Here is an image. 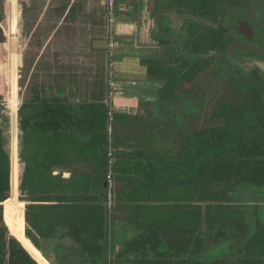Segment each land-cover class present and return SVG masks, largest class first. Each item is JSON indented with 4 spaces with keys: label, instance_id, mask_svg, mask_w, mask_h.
<instances>
[{
    "label": "trees",
    "instance_id": "obj_1",
    "mask_svg": "<svg viewBox=\"0 0 264 264\" xmlns=\"http://www.w3.org/2000/svg\"><path fill=\"white\" fill-rule=\"evenodd\" d=\"M19 1L0 0V15L6 9L20 15ZM29 1L26 0L25 10ZM183 9H189L187 0L157 1L156 12L165 21L157 38V57L151 67L148 66V71L157 75L158 80L164 81L159 98L164 114L156 119L150 117L138 121L140 125L137 120L128 118L129 129L123 131H154V128L161 133L187 131L176 136L183 148L175 158L186 165L188 176L182 192L186 188L188 194H193L197 190L198 180L201 179L208 186L213 177L223 181V190H228L230 176L234 177L237 186L244 181H255L256 185H260L258 177L264 170L263 163L252 166V178L248 177L245 164L247 166L250 155L264 160V148L260 147L264 142L257 140L264 133V107H261L264 105V94L259 88L251 89L250 94L243 93L230 106L222 97V105H218L207 124H203L204 121L199 124L194 120L200 106L196 102L194 82L203 72L199 67L206 61L197 54L199 47L194 39L195 34L188 33L189 26L173 30L168 17L164 16L166 12ZM215 36L218 42H226L223 34L215 33ZM145 63L148 65V62ZM220 63L216 64L215 71L218 79L225 84L236 81L229 66ZM17 78L16 70V82L11 92L14 99L6 103L5 107L0 92V194L9 191L11 184L16 182L15 193L19 192L20 187L21 193L34 203L26 207V235L43 257L50 264H116L115 259L130 255L138 242L150 243L152 254L154 249L164 245V237L158 231L166 223L164 219L156 220L155 232L139 229L141 238L131 239L128 246L119 252L114 244L109 243L115 215H111L105 205L104 183L109 149L105 137L106 106L68 103L73 89L46 88L44 83L35 78L29 80L22 98L18 94L20 86L17 85ZM73 93L77 94L76 91ZM179 104L187 107L185 119L174 113ZM112 116L111 128L114 131L116 125L120 126L119 117ZM253 136L258 138L252 139ZM262 138L264 140V136ZM221 160H227L228 163L223 161L220 164ZM77 161L92 162L99 171L98 178L90 184V196L86 195L89 190L86 176L85 179L69 181L63 187L60 177L53 176L54 166L66 168ZM178 164V161L174 164L165 162V168L157 167L156 173H163L168 168L172 170L171 179H176L174 171L179 168ZM57 190L65 195L53 197L52 194ZM53 200L58 203L53 205ZM8 207L16 214L24 215L25 203L18 198L15 201L10 199ZM133 227L137 228L136 223ZM11 236L5 228L0 229V264H38L37 257L33 259L32 251L38 254L39 250L28 243L31 241L16 239L18 243Z\"/></svg>",
    "mask_w": 264,
    "mask_h": 264
},
{
    "label": "crops",
    "instance_id": "obj_2",
    "mask_svg": "<svg viewBox=\"0 0 264 264\" xmlns=\"http://www.w3.org/2000/svg\"><path fill=\"white\" fill-rule=\"evenodd\" d=\"M157 1L117 0L114 17L111 19L106 0H53L52 2L58 6L53 7L52 17L47 20L49 23H45L41 17L30 26L24 14L22 15V10L18 8L21 19L18 44L24 39L22 26L27 30V32L24 30L25 35L29 32L32 34L25 36V39H32L35 36L36 41V59L32 61V66H26L27 71L32 73L29 78L44 83L46 88L73 89L72 91H76L77 94L71 91L68 103L104 104L107 112L110 110L119 117L120 126L116 125L114 131H111L113 136L106 131L105 137L109 145L108 152L113 151L115 162L112 170L114 204L110 213L115 215L116 235L120 234L123 238L128 232L133 231L137 216L141 217V222L149 226L156 222L154 216L169 212L172 206L180 209L182 203L173 198L180 197L184 191L186 192V188L183 192L181 189L188 179L186 165L182 164V160L175 158L183 148L181 140L176 136L187 131L161 133L155 131V128L154 131H123L129 129L128 118L138 122L148 120L150 117L155 118L160 111L164 112L159 102L164 81L158 80L157 75L148 71V66L151 67L159 50L157 32L160 24H163L156 12ZM263 15L264 10L257 12L259 18H264ZM6 23L8 25V18ZM63 39L71 41L66 47L73 49L76 47L79 51V53L75 51L78 61L76 57L69 61V57L66 58L68 60L66 63L61 62L60 57L64 54L62 50L64 42H61ZM48 44H52L50 59L44 55ZM20 49L19 47L18 51ZM49 60L51 64H48ZM145 62H148V65ZM20 64L25 68L24 58L20 59ZM157 137H163L164 140ZM165 151L173 153L170 159L164 154ZM177 161L179 168L174 171L176 179H171L172 170L168 168L163 173H156L157 167L165 168V162L174 164ZM90 163L92 162L77 161L66 168L54 166L52 173L53 176L60 177L61 187L69 184V181L86 176L89 179V190L86 195L90 196V184L98 178V169L95 167L98 171L95 176L89 175L86 170L81 175L73 176L74 169L85 168L84 165ZM155 180L160 182L159 186ZM164 180L170 185L164 186ZM172 185L174 187L170 188ZM104 188L106 193V178ZM177 191L179 193L172 196V193ZM61 195L65 194H61L60 190L52 194L53 197ZM131 198H138L139 204L142 205L141 210L130 207ZM23 202L26 207L34 205L28 201L27 196ZM57 203L53 200L52 204ZM20 217L26 226L24 215ZM37 259L38 264H50L40 251Z\"/></svg>",
    "mask_w": 264,
    "mask_h": 264
},
{
    "label": "flooded vegetation",
    "instance_id": "obj_3",
    "mask_svg": "<svg viewBox=\"0 0 264 264\" xmlns=\"http://www.w3.org/2000/svg\"><path fill=\"white\" fill-rule=\"evenodd\" d=\"M203 3L204 7L201 5L198 9L189 8L180 11L201 16L203 19L217 23L219 27H209L192 20H186L177 29L181 27L186 28V25L189 26L188 33L195 34L194 39H196L198 47L203 51V53L197 51V54L203 61H206L205 64L207 63V67L211 68V59H214L215 68L216 64H221L220 62H224L225 65L229 66L230 73L237 80L226 83L227 85L224 86L225 89H232L238 96L241 93L250 94L252 90L249 91L247 89V85L250 82L256 90L259 88L264 94V73L256 69H249L247 72H243L234 63L235 60L257 59L264 61V50H261L256 44V42L261 40L260 34L258 35L256 31L257 25L260 26V24L259 22H255V20H259V17L256 15L258 19L254 18V24L248 22V18H245L246 16L243 14L245 11L243 10L244 7L248 5L243 4L241 1L204 0ZM237 8H243V11L240 12L241 15L238 14L239 16H235ZM244 23L252 29L253 36L245 37L240 33L239 30H244L242 25ZM169 26L171 27L170 21ZM163 27V24H160V28L162 29ZM160 28L157 32L158 37L161 34ZM166 29L168 30V28ZM215 33L223 34L226 42L222 44L216 41L208 46L206 42L210 38L217 37ZM205 36H208L209 40ZM205 47L206 50L204 52ZM203 66L204 64L199 69L202 70ZM222 83L225 84L224 82ZM194 94L195 96L197 95L196 102L200 103L198 111L196 112L197 115L203 112L205 101H203V96L200 91H194ZM223 98H225L228 106L233 105L237 101L228 94L224 95ZM220 100L221 98L217 99L213 107L212 116L216 109H218V105H222ZM261 107H264V105H261ZM185 109L187 107H182L179 104L175 107L174 113L176 116L180 115L185 119L187 116V110ZM162 114L164 112L160 111L158 115ZM212 116H209V118ZM249 145L251 147V144ZM250 147L248 148L250 149ZM260 147L264 148V145ZM111 154L113 157L112 152ZM262 159L253 158L250 155L249 160H246L247 166L245 164V167L247 168L246 171L249 178L252 176V166L255 163H263L264 166V160ZM200 180L197 181L198 184L203 185V182ZM258 180L260 181V185H256L255 181H244L237 186L233 179L227 182L228 190H223L225 189L221 185L223 181L211 182V184H220L221 187L204 191L202 186H200L193 194L183 192L180 197L173 198V200H179L182 203L180 209L179 207L171 208L165 214L154 216L155 220L164 219L166 222L158 230L164 237V245L159 246L157 252L153 251L152 254L150 249L152 246H150V243L138 242L134 250L130 252V255L115 259L117 261L116 264H264V170L259 173ZM105 195L107 198V192ZM241 197H244V202H242ZM247 201H250L249 204ZM113 204L114 195L112 194L111 205L108 207V200L105 203L110 212L112 211ZM2 215L0 214V220ZM135 220L137 228L133 227V231L128 232L124 238L120 234L116 235V229L114 226H111L109 243L110 245L114 244L116 246V251L119 252L123 247L128 246L131 239L135 237L138 239L141 238L139 236L140 230H148V232L151 230L155 232L157 222L147 226L140 221V216H137ZM2 228H5L11 236L5 225L0 226V229ZM26 231L27 228L25 235ZM27 238L35 246L34 242L29 237ZM146 249H149V251ZM159 250H166L171 255L163 256L165 254H160ZM176 254H180L179 257L173 256Z\"/></svg>",
    "mask_w": 264,
    "mask_h": 264
},
{
    "label": "rangeland",
    "instance_id": "obj_4",
    "mask_svg": "<svg viewBox=\"0 0 264 264\" xmlns=\"http://www.w3.org/2000/svg\"><path fill=\"white\" fill-rule=\"evenodd\" d=\"M52 1L53 0H30L28 5L26 6V10L24 11V9H25L24 5H26V0H20L19 4H18V8H19V10H22V15L24 14V17L26 18L25 20H27V23L29 26L33 21H35L37 18L39 19L41 17L45 20V23L46 22L49 23V21H47V20H50V18L52 17L51 12H52L53 7L56 5V3L54 4ZM60 1H62V0H60ZM229 1H234V0H229ZM235 1H239V2L241 1L243 4L248 5V6H245L244 9L242 8L243 10H245L243 12V14L246 16L245 18H248V22H252L253 24H254V18L256 17L258 19V17L256 16L257 12L264 10V0H235ZM203 2H204V0H187V6L190 9H196V8L198 9L201 5H202V7H204ZM116 3H117V0H116ZM6 4H7V2L5 3V5ZM56 6H58V5H56ZM59 7H61V6H59ZM59 7H57V9ZM248 7H249V9H247ZM242 9L237 8V10L235 11V12H237L235 14V16L241 15L240 12L243 11ZM253 11L255 14L253 13ZM7 13H8V15H7ZM6 17L8 18V25L6 23V19H7ZM20 22H21L20 15L16 14L11 9L3 10L2 16L0 15V92L4 98V102H5L4 107L6 106V103H10L14 99V96L12 97L11 92H12V89L14 88V85L16 82V79H15L16 70H17V77H18L17 78V82H18L17 85L20 86L18 88V94L20 96H22V98H23L25 88L28 86V82L30 80L29 77L32 74L31 72L27 71L26 66H28V67L32 66V64H33L32 61H34V59H36L35 55H37L36 41L34 39L35 36H34V38H32L33 40L28 39V38L25 39V36L32 35V34H31V32H29L27 35H25V33H24L25 27H23V26H22V34H23L22 37L24 39H21L20 44H18V41L20 38V31H19ZM255 22H259V24H260V26L257 25L256 31H257L258 35L260 34V36H261V40L259 42H256V44L260 47L261 50H264V18H259V20H255ZM25 31L27 32V30H25ZM206 39L209 40L208 36L206 37ZM206 39L204 38V40H206ZM216 41H218V37L210 38V40L207 41L206 43L208 46H210L211 44H213ZM61 42H64L63 48H62V50L64 51V54H63V56L60 57L61 62L66 63L68 61L66 58H69V57H70L69 61H71V60L73 61V59L75 57H76V61H78V58H77L78 55H75V51H77L76 47H75V49L66 47V44H71V41H69L67 39L66 40L63 39V41H61ZM54 43L57 44L56 41ZM18 45L21 48L20 51H18L19 50ZM72 45H73V43H72ZM46 46H47V49H45L44 55L46 56V58L50 59L51 58L50 46L52 47V44H48ZM79 50H81V49H79ZM205 50H206V47L204 49V52H205ZM196 51H199V53H203V51L200 49V47ZM76 53H79V51H77ZM79 56H81V55H79ZM22 58L25 59V68H24V66H22L20 64V59L22 60ZM213 61H214V59H211V61H210V64H212V66H211L212 69L207 67L204 64L203 72L198 76V78L194 82L195 91L196 92L200 91L202 93V96H203V101H205L203 112L195 115V117H194V120L197 121V123H199V124L200 123L202 124L203 121H204L203 124L208 123L209 116H212V112L214 110L213 107H214L218 98H222L224 95H227V94L233 98H236V96H238L233 92L232 89H225L224 88V86L226 84H223L221 82V80H219L218 77L215 75L216 68L214 65L215 63ZM48 64H51V60H49ZM248 70H249L248 68H245L243 71L247 72ZM34 75L35 74H33V77H34ZM33 79L34 78H32L31 80H33ZM235 84H238V83H235ZM247 87H248L247 89L249 91L251 89H254V87L252 86V83H250V82H249V85H247ZM239 96L241 97L242 93ZM239 96L237 98H239ZM206 103H208V104H206ZM6 113H8V112H6ZM157 117H159V116L157 115L154 119H156ZM107 129L108 128H106V131H107ZM111 130H112V128H111ZM148 131H150V129H148ZM108 133H109V135L111 134L109 131H108ZM263 135H264V133L259 138L256 136H253L252 139L258 138L257 140L262 143V141H263L262 136ZM111 136H113V134H111ZM157 138L164 140L163 137H157ZM111 139H110V141H111ZM112 153H113V151H112ZM164 154L166 156H168L170 159L171 154H173V153H169V152L165 151ZM107 161H108V159H107ZM223 161L228 163L227 160H221V162H219V163L221 164ZM211 165L212 164L210 163L209 166H211ZM84 167L85 168L79 167V168L74 169L73 170V176L74 175L77 176L79 174L81 175V173L84 170H86L88 172V174L91 176L97 175L98 171H97V169H95L96 166L94 165V163L84 165ZM230 180H233V176H230L228 178V181H230ZM211 181L212 182H221V181L217 180V177H213L211 179ZM155 183L157 186H159V184H160V182L158 180H155ZM16 184L17 183L14 182L13 184H11L9 191H7L3 194H0V211H1L0 214H3L2 215V217H3L2 222L4 223L6 228L8 229L9 233L12 234V236L15 239H18V240L21 239L22 241H24L22 238L28 239L27 237H25V230H26V228H28V226H27V224L25 226V223L19 214H16V212H13V210L10 207H8V205L10 203V199H12V198H13V201H15L17 198L21 201L26 200V195L21 193L20 187H19V192L15 193V190H17ZM168 184L170 185V183L168 181L166 184V181L164 180V186L168 185ZM111 186L113 189L114 180H113V183L111 184ZM200 186H202L204 191L211 190L213 188L217 189L216 187H218V188L221 187L220 184H210L208 186L205 184H203V185L198 184L197 188ZM178 193H179V191L174 192V193H172V196L175 194H178ZM242 196H244V195H242ZM10 197H12V198H10ZM241 198H242V202H244L243 201L244 197H241ZM131 199L132 200H130V202H131L130 207L132 209L134 208V209H138V210L140 209L141 210L142 205L139 204L140 201L138 200V198H131ZM249 202L250 201H247L248 204H249ZM110 205H111V203L109 204V206ZM150 208H153V207H150ZM24 212H25V210H24ZM24 217H25V215H24ZM0 226H1V223H0ZM24 227H26V228H24ZM28 243L31 246L35 247L32 242H28ZM157 250L158 249H154L153 251L157 252ZM159 251H160V254H163V253L165 254L163 256L171 255V253L170 252L167 253L166 250H159ZM179 255L180 254H176L173 256L179 257ZM32 256H33V259H36V257L39 256V252L37 254L34 251H32ZM183 257H185V256H183ZM47 263H49V262L47 261Z\"/></svg>",
    "mask_w": 264,
    "mask_h": 264
},
{
    "label": "water",
    "instance_id": "obj_5",
    "mask_svg": "<svg viewBox=\"0 0 264 264\" xmlns=\"http://www.w3.org/2000/svg\"><path fill=\"white\" fill-rule=\"evenodd\" d=\"M165 17H168L170 23H171V28L172 29H177L180 26H182L186 20H192L196 23H200L209 27H214V28H218L219 25L217 23H213L207 19H203V17L201 16H195V15H191L188 13H183L180 10H174V11H170V12H166L164 14ZM244 27V30H239L240 33L245 36V37H251L253 36V31L252 29L247 25V24H242ZM235 65L237 66V68L241 71H243L245 68L248 69H256L262 73H264V61H260L257 59H250V60H235L234 61ZM243 69V70H242ZM246 72V71H243ZM3 217L1 218V226L4 225V223L2 222Z\"/></svg>",
    "mask_w": 264,
    "mask_h": 264
},
{
    "label": "built area",
    "instance_id": "obj_6",
    "mask_svg": "<svg viewBox=\"0 0 264 264\" xmlns=\"http://www.w3.org/2000/svg\"><path fill=\"white\" fill-rule=\"evenodd\" d=\"M115 5H116V0H106V6L108 10V15L112 19L114 17V12H115ZM112 74V72H111ZM112 112L109 110L107 112V131L111 133V124L113 121V116ZM107 175H106V187H107V200H108V207L109 204L111 203L112 200V186L111 184L113 183V165H114V160L112 157V154L108 152L107 154Z\"/></svg>",
    "mask_w": 264,
    "mask_h": 264
}]
</instances>
